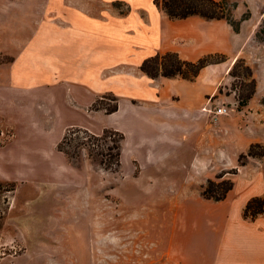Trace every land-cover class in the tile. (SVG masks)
I'll return each instance as SVG.
<instances>
[{
  "label": "crops",
  "instance_id": "1",
  "mask_svg": "<svg viewBox=\"0 0 264 264\" xmlns=\"http://www.w3.org/2000/svg\"><path fill=\"white\" fill-rule=\"evenodd\" d=\"M155 1H50L53 16L40 23L10 66L14 99H1L14 123L26 128L21 151L40 148L48 161L69 128L96 135L113 129L124 135L122 164L126 169L136 165L140 177L165 174L163 168L180 161L187 150L197 165L184 180H191L193 172V180L207 183L217 172L227 176L237 169L228 177L234 188L226 199L187 194L177 203L166 264H264V214L244 217L249 200L264 197V167L254 157L239 164L252 144H264L259 75L254 72L255 95L236 114L229 116L230 108L214 123L204 111L224 105L221 88L229 83L237 59L247 56L246 42L261 21L264 0H235L237 18L251 12L239 32L225 19H171ZM168 52L191 62L210 54L225 59L202 68L193 81L152 78L141 70L146 59ZM107 94L118 98L116 112L95 108ZM233 149L230 162L218 165L224 151Z\"/></svg>",
  "mask_w": 264,
  "mask_h": 264
},
{
  "label": "rangeland",
  "instance_id": "2",
  "mask_svg": "<svg viewBox=\"0 0 264 264\" xmlns=\"http://www.w3.org/2000/svg\"><path fill=\"white\" fill-rule=\"evenodd\" d=\"M50 1L0 0V123L7 136L0 150V179L16 184L15 191L0 196V264H166L177 203L187 194L202 196L207 185L193 180V172L191 180H184L197 165L196 160L192 163L191 150L163 168L165 174L141 177L134 164L111 171L100 163V157L90 159L86 148L93 139L83 134L74 135L76 139L67 145L75 151L77 143H85L73 162L59 158L57 150L48 161L40 148L21 151L26 128L14 123L1 99H14L9 90L10 66L40 23L53 16ZM233 4L230 0V17L237 20ZM257 28L246 42L248 57L239 59L251 67L254 77V72L259 75L264 92V43L256 39ZM237 71L244 75L242 66ZM229 79L221 88L224 97L219 102L233 109L231 116L236 114L238 95L249 89L242 82L249 80L232 75ZM101 102L108 107L115 103L111 94ZM117 137L95 140L96 149L109 152L112 138ZM233 151H224L218 165L228 164ZM259 159L262 164L258 165L264 167V157ZM217 174L211 178L216 180ZM228 177L232 173L224 178Z\"/></svg>",
  "mask_w": 264,
  "mask_h": 264
},
{
  "label": "trees",
  "instance_id": "3",
  "mask_svg": "<svg viewBox=\"0 0 264 264\" xmlns=\"http://www.w3.org/2000/svg\"><path fill=\"white\" fill-rule=\"evenodd\" d=\"M155 2L157 6H159L171 19H184L191 16H200L208 20L225 19L236 32L240 31L241 23L251 17V12L248 9L242 18L237 20L231 19L230 15L232 9L230 7V0H156ZM237 7L238 2L234 0L233 9H237ZM255 36L259 42L264 43V12L262 13V18L256 30ZM224 59L225 56L222 54H210L196 62H191L182 60L177 53L168 52L163 55L158 54L154 57L146 59L141 66V70L152 78H157L159 76L166 78L178 77L193 81L198 76L202 68L212 63L221 62ZM241 66L244 69L243 76H241V73H238L237 71L238 67ZM230 75L234 77H243L244 79L249 80L248 84L245 81L242 82V85L244 84L249 86L248 91L241 92L238 95V108L241 109L242 107L247 106L255 95L257 91V81L253 75L251 67L246 65L244 59H237L230 71ZM102 99H99L96 102L95 108L104 109L107 113H113L119 109V102L116 96H113L115 103L111 107L102 103ZM262 103L264 105V99ZM80 134H83L85 139H93L91 144L92 146L90 145V148H86V155L90 159L100 157V163L107 170H120L122 167L121 154L124 140V135L121 132L113 129H105L101 135H96L87 129L78 127L69 128L58 143L57 149L62 152L70 162H73L80 155V151L78 150L79 148H82L85 143H77V146H75V149L77 150L75 151L71 150L67 145L76 139L73 138L74 135ZM112 135L118 137L116 139L112 138L113 146H108L109 152L101 148L96 149V147H99V144H96L94 142L95 140H102L105 139V137ZM6 137V133L0 123V150L5 144ZM250 157H264V144H252L246 153H242L240 155L239 164L245 165V162ZM229 173H237V169H232ZM224 177L225 173H221L216 176V180L209 179L207 185L203 187L202 196L205 199L214 201H222L226 199L229 192L234 188V181L230 178ZM15 190L16 184L14 182L3 181L0 179V196L7 197L5 196L6 194L12 193ZM263 214L264 197L251 198L244 210V217L247 219H255L259 215Z\"/></svg>",
  "mask_w": 264,
  "mask_h": 264
},
{
  "label": "built area",
  "instance_id": "4",
  "mask_svg": "<svg viewBox=\"0 0 264 264\" xmlns=\"http://www.w3.org/2000/svg\"><path fill=\"white\" fill-rule=\"evenodd\" d=\"M204 111L209 114L212 122L217 123L223 115H227L230 112V107L226 105H214L205 107Z\"/></svg>",
  "mask_w": 264,
  "mask_h": 264
}]
</instances>
